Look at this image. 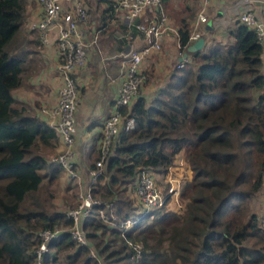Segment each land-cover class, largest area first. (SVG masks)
I'll use <instances>...</instances> for the list:
<instances>
[{
  "label": "trees",
  "instance_id": "trees-1",
  "mask_svg": "<svg viewBox=\"0 0 264 264\" xmlns=\"http://www.w3.org/2000/svg\"><path fill=\"white\" fill-rule=\"evenodd\" d=\"M95 1L104 3L98 28L113 18V0ZM26 3L0 0V264H35L38 232L55 226L64 230L46 243L41 264H264V220L250 208L264 191V56L254 31L237 13L228 25L210 17V41L201 35L202 47L171 66L148 97L139 92L144 78L121 108L133 127L116 135L90 185L92 197L109 205H92L82 220L87 244H79L65 214L76 205V183L49 157L57 136L38 106L12 94L39 45L37 33L21 31ZM182 10L170 11L178 51L195 8ZM178 156L191 174L180 185L183 212L171 203L138 216L128 187L136 173L161 174Z\"/></svg>",
  "mask_w": 264,
  "mask_h": 264
},
{
  "label": "built area",
  "instance_id": "built-area-1",
  "mask_svg": "<svg viewBox=\"0 0 264 264\" xmlns=\"http://www.w3.org/2000/svg\"><path fill=\"white\" fill-rule=\"evenodd\" d=\"M208 1L201 0L196 8L194 19L190 23L187 44L201 36L199 28L206 22L205 10ZM222 1L226 3L232 0ZM236 1L243 5L237 12V19L254 31L263 48L264 56V16L254 8L255 4H259L263 11L264 0ZM35 2L41 13L35 20L27 22L26 27L37 31L39 44L42 47L49 44L50 40L54 42L58 60L57 72L60 78L56 88L55 102L52 105H41L39 111L54 130L60 144L52 160L63 168L66 176L73 179L79 189L76 193V205L65 211L66 216L72 221L67 230L75 242L87 244L82 227L83 217L88 214L92 205L108 204L105 200L92 197L90 185L102 172L104 161L111 153L116 135L119 131L129 130L134 125L133 117L124 115L121 108L130 104L145 78L140 69L142 59L160 49L166 32L173 31L176 34V30L168 24V19L160 6V0L112 1V11L120 17L126 28L125 35L129 36L131 31H134L141 36V43L130 44L127 52L123 53L126 60L120 70L121 79L113 99V107L102 121L96 144L97 156L93 165L87 168V180L81 183L77 164L74 161V142L77 132L75 111L78 105V88L74 73L86 62L88 43L84 41L82 25L87 20V3L85 0H35ZM91 27L93 33L89 44L94 43L96 38L93 24ZM187 59V55L181 56L175 66L182 67ZM175 169H179V172L178 170L175 172ZM187 169V164L181 156L176 157L172 164L158 175L152 169H139L134 181L128 186L135 203L139 205L138 216L145 215L152 208L168 202L180 209V185L186 177L184 171ZM262 218L264 220V207ZM129 223L130 220H125L118 227L125 229ZM63 230L55 226L38 232L39 243L35 249V264H41V255L46 250V243L57 237ZM134 248L138 250L140 244L136 243ZM90 255H95L91 249Z\"/></svg>",
  "mask_w": 264,
  "mask_h": 264
},
{
  "label": "crops",
  "instance_id": "crops-1",
  "mask_svg": "<svg viewBox=\"0 0 264 264\" xmlns=\"http://www.w3.org/2000/svg\"><path fill=\"white\" fill-rule=\"evenodd\" d=\"M85 1L91 9H89L91 11L90 15L87 16V20L82 25L83 38L88 43L86 46V62L74 73L78 88V105L75 111L77 132L74 142V161L79 166L81 183L87 179V168L91 162L90 155L93 152L96 153V144L99 139L102 121L113 107V99L121 79L120 70L126 60L123 54L125 52L120 47L123 43L122 39L125 40L124 43L128 46L141 43V36L138 33L125 35L126 28L120 17L113 13L112 19H106L103 25L94 28L96 41L89 44L93 33L91 25H98L99 10L104 6V3L95 0ZM230 2L209 0L206 6V22L200 27L201 31L210 29V17L222 18L226 22H223V25H228L229 21H233L242 4L236 0ZM26 5L28 15L24 24L35 20L41 13L35 0H27ZM185 5L194 9L189 0ZM31 6L33 8H30ZM259 7V4H255L257 10H259ZM35 32L37 33V31ZM27 36L31 38L30 35L27 34ZM223 38L224 35L220 36V39ZM209 39L210 36L206 40L210 41ZM160 47L159 53L156 56H151L148 63H145L151 71L149 75L151 78L145 83L142 92L146 97L153 92L160 81L167 77L168 67L175 65L179 53L183 52L177 49L176 34L173 31L165 33ZM186 55L188 57L189 53H186ZM173 57H175V63L171 64ZM57 62L54 42L50 40L45 47L39 44L35 61L31 65L28 64L27 72L23 75L20 86L12 91L13 96L18 101L32 107L52 105L55 102L56 88L60 82ZM59 148L60 144L57 139L55 149Z\"/></svg>",
  "mask_w": 264,
  "mask_h": 264
},
{
  "label": "rangeland",
  "instance_id": "rangeland-1",
  "mask_svg": "<svg viewBox=\"0 0 264 264\" xmlns=\"http://www.w3.org/2000/svg\"><path fill=\"white\" fill-rule=\"evenodd\" d=\"M89 2H91V0H88ZM93 1V0H92ZM189 1H191V5L195 8V12H196V8H198L197 6H198V4L200 3V1L201 0H189ZM188 2V0H163V1H161L160 2V6H161V8H162V10H163V12L165 13V15H166V17H167V19H168V24L170 25V26H172V27H174L175 28V24H173L172 22H170V11H172V12H174L177 16H181V15H183L184 13H185V11H183V10H181V8L186 4ZM89 7V9H90V6H88ZM30 8H33V6H31ZM91 10V9H90ZM259 10H260V12H258L259 14L261 13V9H260V7H259ZM206 11V10H205ZM90 12L91 11H89L88 12V14H87V16H89L90 15ZM195 12H194V16H195ZM27 15H28V12H27V10H26V7H25V14H24V19H23V24H22V26H21V31H22V33L23 34H28V35H30L31 37H35L36 36V32L34 31V30H30L29 31V29H27V27H26V24H24L25 22H26V17H27ZM194 19V17L191 19V20H193ZM215 22H216V20H215ZM85 23V22H84ZM216 25H218L217 24V22H216ZM95 26V25H94ZM199 30H200V32H201V35L202 36H204L205 37V39H207L209 36H210V32L209 31H206V30H202L201 31V29L199 28ZM30 32V33H29ZM170 33H171V31H169ZM37 37V36H36ZM95 41H96V38H95ZM209 44V43H208ZM160 50H161V47H160ZM160 50H158L157 52H152V54H150V55H148V56H146V57H144L143 59H142V62H141V64H140V69L142 70V72H143V74H144V77H145V83L146 82H148V80L151 78V76L149 77V75H148V72L150 71V68H148V65H146L145 63L147 62L148 63V61L150 60V58H151V56H156L158 53H159V51ZM187 53H189V52H187ZM175 63V57H173L172 59H171V64H174ZM171 66V65H170ZM169 69H170V67H168ZM169 69H168V71H169ZM145 83H143V84H145ZM143 90H144V86L142 85L141 87H140V89H139V92H143ZM57 151H58V149H54V151L50 154V158L52 159L53 157H54V155L57 153ZM91 157H90V159H91V161L93 160V158H94V156H95V153L93 152L91 155H90ZM187 167H188V165H187ZM77 168H78V170H79V166H77ZM188 169H189V167H188ZM186 170V171H184V174H186V177H185V179L183 180V181H186V180H189L190 179V176H191V174H190V169L189 170ZM178 170V172H179V169H175V172ZM181 172H183V171H181ZM87 180V179H86ZM85 180V181H86ZM75 190L74 191H76V193L78 192V186L76 185V187L74 188ZM69 200H71V198L69 199ZM72 203H77V197H76V194H75V197H74V199L72 198ZM184 199L181 197L180 198V195H179V203H180V209H179V211H180V213H182L183 212V210H181L182 208H183V205H184ZM170 202H168V203H165L163 206H164V209H167V208H171V205L169 204ZM109 205V204H108ZM73 207V206H72ZM263 207H264V191H259L257 194H255L251 199H250V208H251V210L252 211H254L258 216H260V218L262 217V209H263ZM71 208V207H70ZM103 211V210H102ZM101 211V212H102ZM182 211V212H181ZM102 217H103V214L102 213H99ZM110 217L111 218H113L114 219V215L112 214V215H110Z\"/></svg>",
  "mask_w": 264,
  "mask_h": 264
},
{
  "label": "water",
  "instance_id": "water-1",
  "mask_svg": "<svg viewBox=\"0 0 264 264\" xmlns=\"http://www.w3.org/2000/svg\"><path fill=\"white\" fill-rule=\"evenodd\" d=\"M208 25V23H207ZM203 44V38L200 36L197 39H195L193 42L186 45L185 50L181 53V56H185L187 52H194L202 47ZM128 50V44H126L123 48L124 52H127ZM181 56L178 57L181 58Z\"/></svg>",
  "mask_w": 264,
  "mask_h": 264
}]
</instances>
